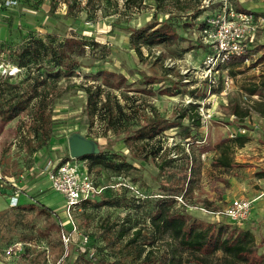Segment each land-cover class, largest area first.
<instances>
[{"label": "rangeland", "instance_id": "1", "mask_svg": "<svg viewBox=\"0 0 264 264\" xmlns=\"http://www.w3.org/2000/svg\"><path fill=\"white\" fill-rule=\"evenodd\" d=\"M55 1L68 8V23L57 27L59 33L64 39L79 36L94 48L78 59L80 67L72 77L58 84L62 95L51 105L46 123L24 113L4 126L0 124V169L13 181H24L21 186L26 195L20 197L19 206L34 205L53 213L49 219L38 210L12 209L0 198V264H85L80 256L79 234L72 235L75 243L65 246L55 228L61 220L69 229L64 197L42 179L30 184L46 162L69 157L68 139L73 133L92 138L101 150L111 153L108 156L114 164L131 167L91 166L98 184L114 186L94 202L95 206L75 214L82 234L89 237L86 259L91 264H97L95 257H101L100 248L110 261L133 260L137 252L123 248L127 237L110 245L117 227L104 234L100 226L126 221L130 234L139 228L148 231L154 204L170 197L175 200L174 212L251 231L256 236L257 253L264 255L263 250L259 252L264 246V198H254L264 190V180L260 184L257 177L264 173V121L253 109L256 102L264 100V88L260 86L264 30L254 41L247 63L221 67L206 78L204 61L212 48L199 38L201 20L194 21L203 15V0H136L129 5L125 0ZM246 2V7L254 2L253 9L264 16V0ZM233 3L239 8L240 4ZM154 22L173 24L179 42L168 48L143 47L139 58L130 44L131 32ZM4 46L0 43V59L12 63L13 51ZM103 74L114 75L111 86L106 85ZM118 79L125 82L120 89ZM149 85L151 92L147 90ZM165 89L179 94L164 95ZM252 90L255 95H251ZM190 105H198L203 113V127L193 145L177 127L151 142L134 138L149 119L171 123ZM188 124L185 118L183 125ZM239 136L250 141L244 148L232 147L233 166L216 167L214 161L220 157L217 145ZM118 183L137 186L142 196L137 198L121 185L115 187ZM237 199L254 201L250 218L244 222L205 212H224ZM114 201L123 206L111 205ZM209 264L230 263L217 254Z\"/></svg>", "mask_w": 264, "mask_h": 264}, {"label": "trees", "instance_id": "2", "mask_svg": "<svg viewBox=\"0 0 264 264\" xmlns=\"http://www.w3.org/2000/svg\"><path fill=\"white\" fill-rule=\"evenodd\" d=\"M136 0H125V5H129ZM179 37L176 27L168 22L148 23L146 26L135 29L130 35V44L138 57H142V48H153L155 46L172 47L177 45ZM13 51L14 61L7 62L3 58L0 62L12 64L19 69L21 73L14 82L10 78H0V124L4 126L24 113H31L36 122L42 124L47 122L50 114V107L55 100L61 97L62 90L58 84L66 77H72V74L78 67V59L84 58L89 51L94 48L86 39L71 35L64 40H58L52 35L45 38L32 39L25 43L22 48H16L15 45H6ZM254 50V49H253ZM245 63V57L234 58L226 66L239 67ZM106 85L111 86L113 74H103ZM75 77V76H74ZM94 75V79H95ZM120 89L125 84L123 79L117 80ZM260 86L264 88V75ZM97 90L101 88L98 86ZM90 90V89H89ZM150 92V91H149ZM255 95L256 91H250ZM164 95L176 96L170 89L163 91ZM254 111L264 119V100L258 101L253 107ZM108 115L111 113L107 109ZM121 116L124 114L121 110ZM188 118L189 124L183 125V120ZM181 130L185 140H189V145L198 142L195 135L203 127L202 116L199 113L198 105H190L183 114L177 115V119L169 123L161 118L149 119L147 123L136 131L134 138L141 142H151L158 136L164 134L170 129ZM250 139L247 137H235L233 141H225L217 145L220 149V157L214 161L216 167L231 168L233 160L230 152L235 149L244 148ZM101 149V147H100ZM108 151L101 150L98 155L85 157L89 165V171L92 165H106L109 168L124 169L131 168L126 164H114L109 158ZM70 157L64 159L69 160ZM259 179H264V173H258ZM119 185V183L117 184ZM109 188L106 189L109 190ZM105 191V193H106ZM104 193V195H105ZM103 195V196H104ZM102 196V197H103ZM85 202L74 212V221L77 232L73 233L72 227L66 230L69 236V245L75 243L72 235L79 234L80 256L85 260V264H91L86 258L89 256V237L82 234L79 225L76 222V212L86 211L91 205L97 203ZM97 202V201H96ZM174 198H163L156 201L154 210L150 214V229H136L130 234V227L127 222L109 224L103 223L100 228L104 234L110 233L114 228L115 237L109 241L110 245H116L120 241L124 242L123 248L134 249L137 255L131 261L115 260L110 261L104 254V249H99L101 257H95L97 264H209V260L221 254L223 258L229 260L230 264H264V255L257 253L256 236L249 230H239L231 228L229 225H216L203 220L193 218L186 212H174ZM94 203V204H93ZM111 205L123 206L119 201L110 202ZM18 210L37 211L47 218H52L53 213L47 208L37 209L36 206L18 207ZM60 233V242L62 239L63 227L60 223L55 227ZM84 238L87 243H84Z\"/></svg>", "mask_w": 264, "mask_h": 264}, {"label": "built area", "instance_id": "3", "mask_svg": "<svg viewBox=\"0 0 264 264\" xmlns=\"http://www.w3.org/2000/svg\"><path fill=\"white\" fill-rule=\"evenodd\" d=\"M233 2L234 0H203L200 6L207 15L201 20L199 38L212 48L204 61L207 69L206 78L214 71L226 66L234 58L245 57L247 63L252 56L254 41L264 30V16L249 10H240ZM17 4V1H6L4 6L15 7ZM20 73L21 69L18 67L0 62V78H10L16 81ZM225 82L228 85V80ZM212 84L215 82L213 81ZM199 113L203 116L202 109ZM44 174H46L51 189L65 199L67 224L72 227L73 233L77 232L74 212L83 203L101 198L106 189L110 187L97 183L89 171L87 160L70 158L60 162L48 161L45 163ZM120 185L133 191L137 198L141 195L137 186L121 183L115 187ZM24 194L26 195L19 181L6 177L0 169V196L8 197L9 207L18 208L20 197ZM253 203L254 201L237 199L224 212L207 210L205 212L214 216L223 215L234 222H244L250 218ZM59 223L63 227L62 239L65 246H68L69 236L64 232L66 226L61 220ZM83 240L85 244L87 239Z\"/></svg>", "mask_w": 264, "mask_h": 264}, {"label": "crops", "instance_id": "4", "mask_svg": "<svg viewBox=\"0 0 264 264\" xmlns=\"http://www.w3.org/2000/svg\"><path fill=\"white\" fill-rule=\"evenodd\" d=\"M6 1H17L18 4L15 7H5L4 4ZM246 1L247 0H235L234 2L240 4L238 9L249 10L256 13L253 9L255 7L254 2H249V6L251 7H246L244 6V4L247 3ZM67 13L68 8L57 4L55 0H0V43L7 45V43L14 42L16 48H22L28 41L45 38L47 35H52L58 40H64V34L61 32L59 33L57 27L63 23H68L69 17ZM206 15L207 14L203 11V15L197 17L194 21H200ZM150 86L151 85L147 87V90L151 92ZM84 136L92 140L89 136ZM44 167L45 164L39 175L35 176L34 181L30 183L31 185L37 183V180L42 179L44 180L42 182H46L50 187L46 174H44ZM259 180L261 184L264 179ZM23 183L24 181H19L20 186ZM0 198H2L4 202L7 203V207H9L8 197L6 195H1ZM254 198H264V190L254 194ZM261 250H263L261 254H264V246L259 248V252H261Z\"/></svg>", "mask_w": 264, "mask_h": 264}, {"label": "water", "instance_id": "5", "mask_svg": "<svg viewBox=\"0 0 264 264\" xmlns=\"http://www.w3.org/2000/svg\"><path fill=\"white\" fill-rule=\"evenodd\" d=\"M69 157L76 160H84L85 157L98 155L100 146L94 140L86 138L80 133H73L68 139Z\"/></svg>", "mask_w": 264, "mask_h": 264}]
</instances>
